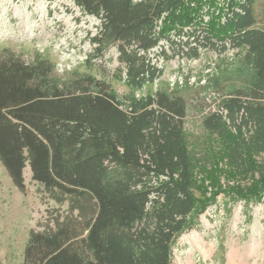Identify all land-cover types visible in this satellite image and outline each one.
Wrapping results in <instances>:
<instances>
[{
  "label": "trees",
  "instance_id": "trees-1",
  "mask_svg": "<svg viewBox=\"0 0 264 264\" xmlns=\"http://www.w3.org/2000/svg\"><path fill=\"white\" fill-rule=\"evenodd\" d=\"M214 1L73 0L100 20L83 71L57 75L44 54L0 51V162L17 188L28 165L68 201V216L30 230L21 264H170L219 197L246 213L264 199V0L259 13L255 0H222L197 20ZM161 41L187 59L214 51L211 70L170 81L149 57ZM111 46L122 66L98 76L92 60Z\"/></svg>",
  "mask_w": 264,
  "mask_h": 264
},
{
  "label": "rangeland",
  "instance_id": "rangeland-1",
  "mask_svg": "<svg viewBox=\"0 0 264 264\" xmlns=\"http://www.w3.org/2000/svg\"><path fill=\"white\" fill-rule=\"evenodd\" d=\"M260 1L255 0L256 13ZM220 2L223 1L203 3L196 19L209 21L212 9L217 10ZM99 24L97 17L83 13L73 0H0V51L19 52L25 61H31L37 53L44 54L55 62L57 75L73 69L83 71L87 68L84 60L93 47L90 38ZM172 39L180 43L186 35ZM161 49L172 57L163 58ZM174 51L168 41H161L149 53L152 62L163 66L170 81L182 73L190 74L193 81L200 70L202 74L211 70L206 65L213 62L214 51L200 48L201 58L194 59ZM117 56L116 47L111 46L102 57L94 58V73L99 76L100 72L122 66ZM113 85L118 92L126 91L121 82ZM203 107L215 111L217 99L213 102L207 96ZM200 151L204 153V148ZM23 177L24 187L19 189L0 162V264H21L30 230L53 227L69 215L68 201L50 198L42 185L32 179L28 165L23 169ZM249 183L250 177L239 179L242 186ZM243 207L241 200L219 197L199 216L197 225L179 236L170 264H264V199L250 203L247 213Z\"/></svg>",
  "mask_w": 264,
  "mask_h": 264
}]
</instances>
